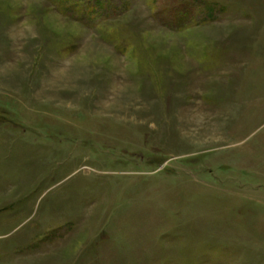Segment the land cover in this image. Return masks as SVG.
Wrapping results in <instances>:
<instances>
[{"label": "rangeland", "instance_id": "obj_1", "mask_svg": "<svg viewBox=\"0 0 264 264\" xmlns=\"http://www.w3.org/2000/svg\"><path fill=\"white\" fill-rule=\"evenodd\" d=\"M0 264H264V0H0Z\"/></svg>", "mask_w": 264, "mask_h": 264}]
</instances>
